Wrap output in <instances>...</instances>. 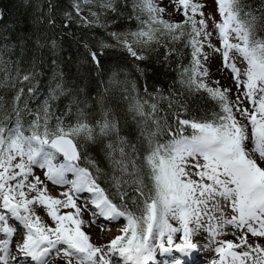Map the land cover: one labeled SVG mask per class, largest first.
<instances>
[{
    "label": "snow or ice",
    "instance_id": "6c2138e0",
    "mask_svg": "<svg viewBox=\"0 0 264 264\" xmlns=\"http://www.w3.org/2000/svg\"><path fill=\"white\" fill-rule=\"evenodd\" d=\"M214 3L219 20L212 13L205 17L200 0L73 3L88 27L107 30L124 17L119 9L129 4L132 15L127 19L137 22L134 31L108 32L114 43L101 41L96 50L83 45V63L97 73L105 67L108 49L138 62L148 57L137 48L163 47L164 62L183 55L169 44L184 41V47L191 49L190 65L179 66V83L192 96L207 95L216 110L189 119L176 112L174 126L169 117L160 115L159 101L167 98L159 90L149 92L147 83L141 96L135 82L129 81L125 82L127 111L136 131L128 135L122 134L103 96L96 102L98 113L86 111L85 96L75 101L73 122H65V117L73 115L70 105L56 116L50 101L72 95L62 81L50 86L41 109L25 123L29 109L24 97L38 92L37 58L32 70L23 74L20 61H15L13 76L7 67L12 61L4 59L9 45H0V72L4 73L0 88L27 84L26 90L16 89L11 113L0 97V264H9L10 245L30 258L29 264H50L54 258L61 264H264V245L259 243L264 240V39L257 36L258 25L264 24V0L256 8L242 0ZM82 5L99 9L88 8L93 20L82 16ZM48 7L51 11L52 4ZM108 13L116 20L102 22L101 15ZM64 15L67 27L72 16ZM175 15L183 19L173 20ZM49 23L54 25L52 20ZM213 38L219 46L212 43ZM35 45L44 47L39 39ZM50 45L55 48L56 42ZM206 46L220 56L218 71L231 73L234 89L221 87L219 80L214 81L215 87L209 83ZM21 49L23 54V41ZM237 58L245 67L237 66ZM134 68L146 79L150 69L139 63ZM116 76L113 72L110 81ZM180 111H189L187 102ZM162 136L168 139L161 142ZM89 147L101 153L112 169L111 193L98 182L104 173ZM49 183L64 190L52 195ZM78 199L83 203L78 204ZM37 208L45 211L52 224L44 222ZM85 211H90V221L83 218ZM10 219L18 222L16 227L10 226ZM121 219L119 234L100 244L84 230L98 228V236L103 237L108 226ZM226 235L234 239H222ZM207 255L212 258L206 260Z\"/></svg>",
    "mask_w": 264,
    "mask_h": 264
},
{
    "label": "trees",
    "instance_id": "16d2710c",
    "mask_svg": "<svg viewBox=\"0 0 264 264\" xmlns=\"http://www.w3.org/2000/svg\"><path fill=\"white\" fill-rule=\"evenodd\" d=\"M244 4H251L253 8L260 5L261 0H242ZM52 4V10L49 11V4ZM75 0H0V13L3 14L0 19V45H9V50L4 54L5 60H10L8 64L9 72L14 76L16 63L19 60L21 73L32 70L33 58H37L35 71L38 73L34 81L38 92L34 97L25 95L28 112L24 113V122L33 119V115L39 111L44 101L49 96L50 86L55 87V82L65 83L72 92L69 96H60L56 101H50L51 110L56 116H61L66 111V106H71L73 115L65 117L66 123L73 122L76 112V100L88 98V109L93 112H99V105L96 103L101 96L104 97V104L111 109L122 127V134L128 135L129 132L136 131V124L128 113V92L126 81L135 82L139 94L144 95L143 88L145 83L148 85L149 92L159 94L167 99L159 101L161 116L169 117V124L174 126L172 114L180 112L183 119L192 117H204L205 113L210 114L216 110L215 104L207 95H190L187 90L179 83L180 67H188L191 62V49L184 47V41L170 47L177 48L183 53L182 56H173L167 62H164L163 47L153 45L155 49H146L147 60L143 62L134 61L126 53L115 52L112 49L106 50L105 67L102 73H97L93 69L84 65L85 49L83 45L87 43L93 50H96L101 41L114 43L108 32L126 30H135L137 22L128 20L132 15L130 4L128 7H121L120 12L124 17L117 20L115 24H109L107 30L102 27H88L81 22V19L73 9ZM70 13L72 20L65 26V13ZM54 21V25L49 23ZM102 22L116 20V16L108 13L101 15ZM258 38L264 39V24L257 27ZM39 39L44 47L37 49L35 41ZM56 42L55 48L51 47L50 41ZM23 41V54L21 42ZM14 46V47H13ZM139 63L142 68H148L150 71L146 79L141 78L135 71L134 64ZM113 72L117 73L116 79L110 81ZM4 73L0 72V79H3ZM81 77H83L81 79ZM24 87L27 84L16 83L15 88H0V97H3L5 110L11 113L12 97L16 89ZM147 99V97H144ZM179 98V103L176 102ZM173 106L169 108V101ZM151 102V101H150ZM187 102L189 111L187 113L180 111L182 105ZM23 107V104L20 105ZM3 115V112H0ZM98 119L99 116L97 115ZM54 124L55 121L53 120ZM187 134V133H186ZM161 142L168 139L167 136L160 137ZM88 152L94 156L102 169L104 175L98 182L111 193L110 178L112 169L109 163L103 159V155L98 153L92 147ZM118 174V173H117Z\"/></svg>",
    "mask_w": 264,
    "mask_h": 264
},
{
    "label": "rangeland",
    "instance_id": "374dc122",
    "mask_svg": "<svg viewBox=\"0 0 264 264\" xmlns=\"http://www.w3.org/2000/svg\"><path fill=\"white\" fill-rule=\"evenodd\" d=\"M75 2H78V0H75ZM201 3H203L205 5V8L203 9L204 13H205V17L207 18L209 13H212L215 16L216 20H219L220 17L216 11V5L214 3V0H200ZM91 7L92 11H97L99 12V9L95 6V5H90V6H83L82 5V16L86 17L88 20H93L94 18L90 15L88 8ZM165 18H169L167 16H165ZM199 19V17H197ZM173 20H182L183 16L182 15H175L172 17ZM209 25L211 28V21H209ZM130 39V37H129ZM212 43L219 46V42L213 38ZM146 49L147 48H137L138 52H142L143 54L146 53ZM205 52L210 54V59L208 62H205V67H207L209 69V83L212 84V86H216L214 81L219 80L220 82V86L221 87H232L234 89V85L231 82V73L228 71H225V75L224 73H222L221 71H218V69L221 66V58L219 55L214 54L211 52V49L208 48L207 46L205 47ZM237 66L238 67H245V64L239 59L237 58ZM234 98V97H233ZM36 174L37 175H41V172L39 169L36 170ZM43 178V177H42ZM49 191L52 195H58L59 192L63 191L64 189L61 187H56V186H51V184L49 183L48 185ZM36 212L38 215H40L42 217V219L44 220L45 223L48 224H52V221L50 220L49 217H47V215L45 214V211L42 208H37ZM11 220V219H10ZM12 221V220H11ZM9 221L10 226H17V222H11ZM123 219H121V221L118 224H114V225H109V229L108 231H106L103 235V237L101 238L103 240V242H106L108 239L114 237L115 233L117 231H119V228L123 226ZM86 232H88L90 235L91 234H96L95 231H93L92 229H88V228H84ZM199 240V238H197ZM222 239H229L226 238L225 236L222 237ZM253 240V238L251 236H249V241L251 242ZM259 243H261L262 245H264V240H260ZM17 253V252H16ZM16 256H19V254L17 253ZM25 259H29L27 257H25ZM206 260H208L209 258H205ZM53 261V259L51 260ZM18 261H16L17 264ZM51 263V262H50ZM11 264V263H9ZM33 264V263H32Z\"/></svg>",
    "mask_w": 264,
    "mask_h": 264
},
{
    "label": "bare ground",
    "instance_id": "6f19581e",
    "mask_svg": "<svg viewBox=\"0 0 264 264\" xmlns=\"http://www.w3.org/2000/svg\"><path fill=\"white\" fill-rule=\"evenodd\" d=\"M222 73H224V75H225V71H221ZM52 186V185H51ZM77 203L78 204H82L83 203V200L82 199H78L77 200ZM83 218L86 220V221H90V219H91V213H90V211H85L84 213H83ZM9 221H11V220H9ZM12 222V221H11ZM17 224H18V222H17ZM14 227H16V225L14 226ZM86 228H88V229H92L93 231H95V233L96 234H91V236H92V240H93V242L94 243H97V244H100V243H103V240L101 239L102 237H99L98 236V232H99V229L98 228H95V227H86ZM85 230V229H84ZM119 234V231H117L114 235H118ZM0 237H2V234H0ZM226 238H229V239H234V237L233 236H231V235H226L225 236ZM199 238V237H198ZM15 240H16V238L14 237L13 238V243H15ZM18 253V250L17 249H15L14 247H12V245H10V247H9V253H10V259H9V263H11V264H16V261H18L19 262V264H29V261H30V258L29 259H25V257H23L21 254H19V256H16L17 255V253ZM12 256H15L16 257V259L15 260H13L11 257ZM209 258V259H211L212 257H211V255H207L206 256V258ZM51 263L50 264H61V261L59 260V258H54L53 259V261H50ZM36 264V262H31V264Z\"/></svg>",
    "mask_w": 264,
    "mask_h": 264
}]
</instances>
